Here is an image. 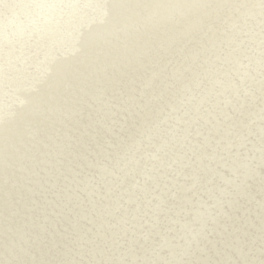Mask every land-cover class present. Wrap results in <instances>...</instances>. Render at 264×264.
Listing matches in <instances>:
<instances>
[{
  "label": "rangeland",
  "instance_id": "374dc122",
  "mask_svg": "<svg viewBox=\"0 0 264 264\" xmlns=\"http://www.w3.org/2000/svg\"><path fill=\"white\" fill-rule=\"evenodd\" d=\"M37 2L0 0V260L264 264L261 0Z\"/></svg>",
  "mask_w": 264,
  "mask_h": 264
},
{
  "label": "clouds",
  "instance_id": "9594fccd",
  "mask_svg": "<svg viewBox=\"0 0 264 264\" xmlns=\"http://www.w3.org/2000/svg\"><path fill=\"white\" fill-rule=\"evenodd\" d=\"M50 5H42L37 2V0H13V3L4 5L5 8L14 11V12H24L26 10L36 9L40 7H49ZM261 6L264 8V0H261ZM166 7H176V8H198L200 5L193 0V3L184 4V5H171ZM0 264H13L11 259L0 260Z\"/></svg>",
  "mask_w": 264,
  "mask_h": 264
},
{
  "label": "bare ground",
  "instance_id": "6f19581e",
  "mask_svg": "<svg viewBox=\"0 0 264 264\" xmlns=\"http://www.w3.org/2000/svg\"><path fill=\"white\" fill-rule=\"evenodd\" d=\"M105 2H106V1H105ZM122 2H123V1H122ZM175 2H176V1H175ZM111 3H113V2H111ZM107 4H108V3H107ZM188 4H189V3H188ZM113 5H114V4H113ZM115 5H116V4H115ZM120 5H121V4H120ZM108 7H109V6H108ZM119 7H120V6H119ZM123 7H124V5H123ZM123 7H122V8H123ZM126 7H127V6H126ZM112 8H113V7H112ZM172 10H173V9H172ZM120 11H121V10H120ZM190 13H191V11H190ZM193 13H194V12H193ZM105 15H106V14H105ZM113 16H114V15H113ZM195 16H196V15H195ZM106 17H107V16H106ZM188 19H189V17H188ZM197 20H198V19H197ZM109 21H110V20H109ZM138 21H140V20H138ZM193 21H194V20H193ZM195 21H196V20H195ZM119 22H120V21H119ZM189 22H190V21H189ZM132 23H133V22H132ZM134 23H135V22H134ZM191 23H192V22H191ZM197 23H198V22H197ZM111 24H112V23H111ZM195 24H196V23H195ZM195 24L193 23V25H195ZM34 25H35V24H34ZM119 25H120V24H119ZM188 25H190V24H188ZM193 25H192V26H193ZM187 27H188V26H187ZM193 27H194V26H193ZM196 27H197V26H196ZM112 28H113V27H112ZM197 28H198V27H197ZM113 31H114V30H113ZM124 31H125V30H124ZM132 31H133V30H132ZM188 31H189V30H188ZM191 31H192V27H191ZM112 33H113V32H112ZM129 34H130V33H129ZM114 35H115V34H114ZM120 35H121V34H120ZM118 37H119V36H118ZM115 38H116V37H115ZM115 40H116V39H115ZM123 41H124V40H123ZM123 41H122V42H123ZM200 41H201V40H200ZM128 42H129V41H128ZM128 42H127V43H128ZM131 42H132V41H131ZM111 43H112V42H111ZM117 43H118V42H117ZM127 43H126V44H127ZM4 44H5V43H4ZM127 45H128V44H127ZM129 45H130V44H129ZM129 45H128V46H129ZM118 46H119V45H118ZM121 47H122V46H121ZM118 49H119V48H118ZM161 49H162V47H161ZM150 50H151V49H150ZM189 50H190V49H189ZM194 51H195V50H194ZM130 52H131V51H130ZM146 52H147V51H146ZM160 57H161V56H160ZM4 59H5V58H4ZM1 60H2V59H1ZM139 60H140V58H139ZM139 60H138V61H139ZM124 61H125V60H124ZM135 61H136V60H135ZM138 61H137V62H138ZM163 61H164V60H163ZM12 64H13V63H12ZM105 65H106V64H105ZM119 65H120V64H119ZM135 66H136V65H135ZM168 66H169V65H168ZM17 67H18V65H17ZM196 67H198V66H196ZM168 68H170V67H168ZM191 68H192V66H191ZM181 69H182V68H181ZM4 70H5V69H4ZM111 70H112V69H111ZM179 70H180V69H179ZM12 72H13V71H12ZM106 72H107V71H106ZM100 74H101V73H100ZM192 75H193V73H192ZM99 76H100V75H99ZM194 76H195V75H194ZM19 79H20V78H19ZM96 79H97V78H96ZM189 89H190V88H189ZM105 93H106V92H105ZM184 95H185V94H184ZM186 95H187V94H186ZM14 97H15V96H14ZM3 101H4V100H3ZM168 103H169V102H168ZM7 105H8V104H7ZM179 105H180V104H179ZM212 115H213V113H212ZM215 115H216V113H215ZM214 117L216 118V116H214ZM212 118H213V116H212ZM212 120H213V119H212ZM38 122H39V121H38ZM91 126H92V125H91ZM92 127H93V126H92ZM54 128H55V127H54ZM91 132H92V131H91ZM76 135H77V134H76ZM89 135H90V134H89ZM80 136H81V135H80ZM128 137H129V136H128ZM76 138H77V137H76ZM69 140H70V139H69ZM236 146L239 147L238 144H236ZM156 161H157V160H156ZM156 181H157V180H156ZM192 182H193V181H192ZM169 183H170V182H169ZM191 185H192V184H191ZM192 186H193V185H192Z\"/></svg>",
  "mask_w": 264,
  "mask_h": 264
}]
</instances>
